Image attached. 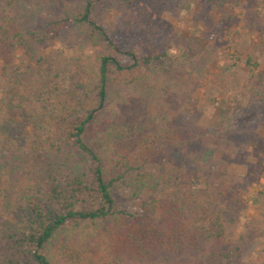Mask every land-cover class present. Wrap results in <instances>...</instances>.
Here are the masks:
<instances>
[{
	"label": "trees",
	"instance_id": "16d2710c",
	"mask_svg": "<svg viewBox=\"0 0 264 264\" xmlns=\"http://www.w3.org/2000/svg\"><path fill=\"white\" fill-rule=\"evenodd\" d=\"M140 1L0 0V51L21 50L29 62L6 63L0 72V264H235L226 189L147 197L160 188L158 167L198 140L197 118L176 122L171 110L194 105L215 49L193 60L180 48L169 58L158 31L138 24ZM152 1L167 8V0ZM238 1L201 0V13ZM171 2L190 12L195 0ZM109 12L117 14L113 34ZM229 19L223 13L221 22ZM54 41L74 50L84 77L71 76L68 93L60 82L67 61L30 65ZM253 92L264 96V88ZM148 106L151 115L138 112ZM210 161L211 151L201 172ZM120 189L138 202L137 214L117 205ZM257 200L264 203V188ZM260 214L263 230L264 206Z\"/></svg>",
	"mask_w": 264,
	"mask_h": 264
},
{
	"label": "rangeland",
	"instance_id": "374dc122",
	"mask_svg": "<svg viewBox=\"0 0 264 264\" xmlns=\"http://www.w3.org/2000/svg\"><path fill=\"white\" fill-rule=\"evenodd\" d=\"M165 3L166 9L156 1H140L137 8L142 13L138 24L144 21L149 33L153 29L158 31V37L165 40L169 58L179 55L182 48L197 60L208 46L215 49V58L197 81L194 105L171 110L176 122L197 118L198 140L180 149L175 163L158 167L160 188L147 197L165 199L174 194L184 195L190 187L226 189L229 198L222 207L230 221L227 228L230 247L239 248L235 264H264V229L257 223L262 219L260 209L264 206L257 200L264 188V96L253 92V88H264V0H239L236 6L208 9L204 13L201 0H195L190 12L177 9L171 0ZM223 13L232 19L221 22ZM116 17L114 12L106 16L105 25L111 34ZM88 53L95 55L96 51L90 49ZM40 55L43 58L40 64H30L35 70L67 61V74L60 80L65 92L69 91L71 76L84 79L68 44L51 42ZM6 63L29 64L21 50L2 49L0 72ZM229 63L234 64L229 71L231 76L224 78L223 70ZM211 88L215 91L209 94ZM138 112L151 115L155 108H138ZM11 117L19 120L16 114ZM26 141L31 151L29 127ZM210 151V168L201 172L200 161ZM27 158L33 165L31 153ZM195 159L199 160L196 164ZM177 178L183 182L177 184ZM115 199L123 210L131 214L139 212L138 202L131 200L125 189L118 190Z\"/></svg>",
	"mask_w": 264,
	"mask_h": 264
}]
</instances>
